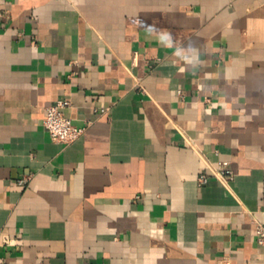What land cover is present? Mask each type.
Wrapping results in <instances>:
<instances>
[{
  "label": "crops",
  "instance_id": "obj_1",
  "mask_svg": "<svg viewBox=\"0 0 264 264\" xmlns=\"http://www.w3.org/2000/svg\"><path fill=\"white\" fill-rule=\"evenodd\" d=\"M257 222L264 0H0V264H264Z\"/></svg>",
  "mask_w": 264,
  "mask_h": 264
},
{
  "label": "built area",
  "instance_id": "obj_2",
  "mask_svg": "<svg viewBox=\"0 0 264 264\" xmlns=\"http://www.w3.org/2000/svg\"><path fill=\"white\" fill-rule=\"evenodd\" d=\"M71 106L69 101H58L47 109V116L44 121V127L52 137L53 141L63 145H72L76 143L85 133L84 127L76 126L73 121L65 115V110ZM219 176L227 181L233 180L232 172L227 165L219 170ZM27 179L19 181L20 186H25ZM208 183V177L203 175L199 178L201 186ZM257 242L264 247V224L256 223Z\"/></svg>",
  "mask_w": 264,
  "mask_h": 264
},
{
  "label": "clouds",
  "instance_id": "obj_3",
  "mask_svg": "<svg viewBox=\"0 0 264 264\" xmlns=\"http://www.w3.org/2000/svg\"><path fill=\"white\" fill-rule=\"evenodd\" d=\"M154 26H148V28H153ZM170 46V45H169ZM177 54H179V53H177Z\"/></svg>",
  "mask_w": 264,
  "mask_h": 264
}]
</instances>
